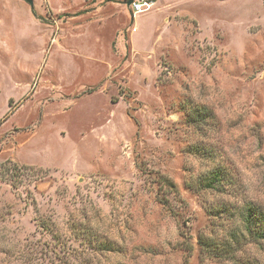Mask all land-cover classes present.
Masks as SVG:
<instances>
[{
  "label": "rangeland",
  "instance_id": "1",
  "mask_svg": "<svg viewBox=\"0 0 264 264\" xmlns=\"http://www.w3.org/2000/svg\"><path fill=\"white\" fill-rule=\"evenodd\" d=\"M148 1L0 0V264H264V0Z\"/></svg>",
  "mask_w": 264,
  "mask_h": 264
},
{
  "label": "built area",
  "instance_id": "2",
  "mask_svg": "<svg viewBox=\"0 0 264 264\" xmlns=\"http://www.w3.org/2000/svg\"><path fill=\"white\" fill-rule=\"evenodd\" d=\"M119 1L127 5L132 19H134L137 13L147 10L151 5V2L148 0H119ZM132 30H134V27L132 28Z\"/></svg>",
  "mask_w": 264,
  "mask_h": 264
},
{
  "label": "trees",
  "instance_id": "3",
  "mask_svg": "<svg viewBox=\"0 0 264 264\" xmlns=\"http://www.w3.org/2000/svg\"><path fill=\"white\" fill-rule=\"evenodd\" d=\"M251 210H249L248 212H244V216L246 217V221L247 222H250V220L249 219H251L252 217H251ZM251 223H252V221H251ZM257 224V223H256ZM257 232H258V236L260 237V238H264V223L263 224H261L260 225V227L258 228V230H257Z\"/></svg>",
  "mask_w": 264,
  "mask_h": 264
},
{
  "label": "water",
  "instance_id": "4",
  "mask_svg": "<svg viewBox=\"0 0 264 264\" xmlns=\"http://www.w3.org/2000/svg\"><path fill=\"white\" fill-rule=\"evenodd\" d=\"M26 2H28L29 4H32V0H24Z\"/></svg>",
  "mask_w": 264,
  "mask_h": 264
},
{
  "label": "crops",
  "instance_id": "5",
  "mask_svg": "<svg viewBox=\"0 0 264 264\" xmlns=\"http://www.w3.org/2000/svg\"><path fill=\"white\" fill-rule=\"evenodd\" d=\"M134 20H135V18H134Z\"/></svg>",
  "mask_w": 264,
  "mask_h": 264
}]
</instances>
